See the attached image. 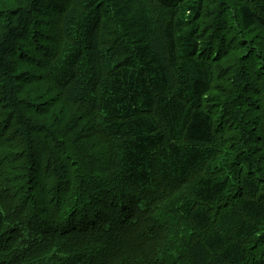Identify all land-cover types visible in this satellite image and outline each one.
<instances>
[{
  "label": "trees",
  "instance_id": "trees-1",
  "mask_svg": "<svg viewBox=\"0 0 264 264\" xmlns=\"http://www.w3.org/2000/svg\"><path fill=\"white\" fill-rule=\"evenodd\" d=\"M0 264H264V0H0Z\"/></svg>",
  "mask_w": 264,
  "mask_h": 264
},
{
  "label": "bare ground",
  "instance_id": "bare-ground-1",
  "mask_svg": "<svg viewBox=\"0 0 264 264\" xmlns=\"http://www.w3.org/2000/svg\"><path fill=\"white\" fill-rule=\"evenodd\" d=\"M181 154V153H180Z\"/></svg>",
  "mask_w": 264,
  "mask_h": 264
}]
</instances>
